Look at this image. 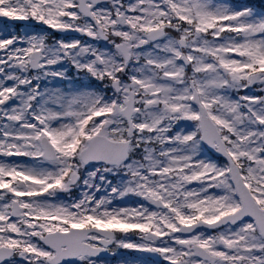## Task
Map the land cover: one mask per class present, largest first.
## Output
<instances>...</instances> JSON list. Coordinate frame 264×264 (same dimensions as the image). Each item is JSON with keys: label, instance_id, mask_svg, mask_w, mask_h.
I'll list each match as a JSON object with an SVG mask.
<instances>
[{"label": "snow or ice", "instance_id": "snow-or-ice-1", "mask_svg": "<svg viewBox=\"0 0 264 264\" xmlns=\"http://www.w3.org/2000/svg\"><path fill=\"white\" fill-rule=\"evenodd\" d=\"M0 264H264V0H0Z\"/></svg>", "mask_w": 264, "mask_h": 264}]
</instances>
